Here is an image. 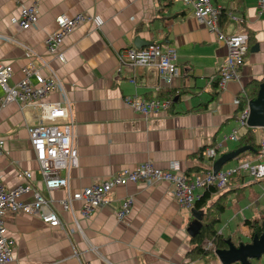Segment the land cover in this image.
<instances>
[{"label":"crops","instance_id":"0c3cea01","mask_svg":"<svg viewBox=\"0 0 264 264\" xmlns=\"http://www.w3.org/2000/svg\"><path fill=\"white\" fill-rule=\"evenodd\" d=\"M29 6L35 8L33 26L21 29L12 24L11 19ZM214 6L228 9L227 19L218 25L220 32H244L247 48L237 77L215 88L217 94L211 98L226 47L215 32L196 21L191 6L182 0H0V62L11 66L7 87L15 86L22 77L21 68L29 61L39 66L43 61L61 82L69 103L77 159L67 176L68 193L144 162L161 169L176 163L184 177L187 169L200 167L199 174L211 168L218 155L230 151L234 143L226 141L213 161L201 155L204 148L214 146L236 127L237 95L242 88L264 78V8L259 0H243L236 9L225 0ZM59 14L89 17L62 38L59 49L64 62L50 56L44 45L47 34L57 28ZM229 16L241 18L242 23ZM149 43L175 51L177 74L168 84L153 67L118 64V51ZM40 71L47 77L46 67L41 66ZM161 92L173 93L161 113L144 116L123 101L125 96L167 100L158 96ZM2 94L0 88V99ZM62 100L56 89L40 99L59 104ZM35 108L0 103V183L4 190L12 189L24 183L18 174L27 172L29 184L50 201L49 208L62 228L44 225L36 214L6 212L2 219L6 236L14 243L8 264H204L186 258L192 207L180 208L167 183L116 187L109 194V205L99 207L88 219L80 216L78 202L72 203L71 212L64 211L58 202L67 192L44 189L29 145L26 126L35 122ZM253 133L256 143L264 140L263 127L253 128ZM241 161L254 163L256 157L251 159L245 152L220 168ZM237 174L252 186L228 197L231 207L216 229H222L221 235L241 231L248 239L242 221L260 212L258 207L247 208L250 203L264 206V178L253 180L244 172ZM58 175L64 177L65 173ZM251 188L256 189L255 194ZM32 199L30 194L23 197L24 202ZM125 199L130 200L129 211L119 221L115 213ZM206 264L219 263L215 258Z\"/></svg>","mask_w":264,"mask_h":264},{"label":"built area","instance_id":"2783aa9c","mask_svg":"<svg viewBox=\"0 0 264 264\" xmlns=\"http://www.w3.org/2000/svg\"><path fill=\"white\" fill-rule=\"evenodd\" d=\"M192 8L193 17L197 22L204 24L207 29L217 35V39L224 43L226 55L217 70L215 77L216 88H222L226 82L237 77L238 70L243 62L246 52L247 36L244 32L235 34H222L217 24L218 10L211 0H182ZM260 8H264V0H259ZM81 14L68 17L59 14L55 18L56 30L47 34L44 45L48 54L60 62H64V56L59 49L62 38L70 32L79 22L88 20ZM229 19L242 23V19L236 16H229ZM36 21L35 8L29 6L20 10L17 18H12L11 23L21 29L33 26ZM31 56H36L32 53ZM176 54L174 49L165 48L162 50L157 44L149 43L143 48H124L117 53L118 64L139 65L142 67H153L161 79L168 84L171 78L177 74L175 64ZM42 67L48 69L47 77L40 71L41 66L35 61H29L21 68L22 77L15 86L7 87L11 74V66L0 62V88L3 91L0 103L15 102L20 108L33 107L36 109V120L29 122L26 126L29 145L33 151L34 158L38 164V172L41 176L43 187L46 191L64 190L66 198L59 201L64 211H72L73 202L80 204L79 213L84 219H88L99 207L109 205V194L116 188L128 183L138 184L144 187L154 183L164 182L171 186V197L182 209H190L194 201L199 197L197 190L204 189L210 185L216 189L225 188L228 178L240 172L253 179L264 178V140L257 143L261 152L256 157V162H238L227 168H220L212 174L211 168L206 172L194 173L184 177L179 173L176 163H171L166 169L153 166L151 162H144L132 169L123 168L108 179L92 184L80 191L68 193V173L76 165V150L73 145V124L70 116L69 103L63 94L61 82L43 61ZM33 79V82L30 80ZM59 90L63 100L59 102L40 101L51 90ZM123 101L135 111L147 116L164 112L169 106L168 100L156 97L147 100L135 97H124ZM249 113L247 104L240 109L235 117L236 127L232 128L222 140L214 146L204 148L201 151L202 157L213 161L217 151L224 142H234L239 134L238 130L247 126L246 119ZM2 140H0L1 150ZM64 172L65 176L58 175ZM198 174V175H197ZM21 183L12 189L4 190L0 183V264H8L11 253L14 249L13 241L6 236L3 223V216L6 212L14 214H36L41 223L49 227H60L62 223L56 214L49 208V202L45 199L40 190L33 188L27 178L28 173L23 171L18 174ZM263 195H264V189ZM30 194L31 202H24L23 197ZM130 200L125 199L118 211L115 213L117 220H122L129 211ZM220 229L217 234H221Z\"/></svg>","mask_w":264,"mask_h":264},{"label":"trees","instance_id":"16d2710c","mask_svg":"<svg viewBox=\"0 0 264 264\" xmlns=\"http://www.w3.org/2000/svg\"><path fill=\"white\" fill-rule=\"evenodd\" d=\"M213 3H217L220 0H211ZM226 2L232 4L233 8H238L242 6L243 0H225ZM214 4V5H215ZM217 8V7H216ZM217 24L220 26L222 22L227 19V7L226 8H217ZM231 10H233L231 8ZM264 85V78L259 80H252L245 87L242 88L240 93L237 95V112L242 109L246 102L252 99H255L258 95L259 90H261ZM216 88V82L213 83V90ZM217 94V91L212 92L211 98H214ZM159 97L167 99L170 101L173 98V93L165 94L163 92L159 93ZM236 117V116H235ZM233 146L230 151L237 148L243 147L244 150L237 156L235 159L241 157L242 153L246 152V155L253 159L258 153L261 152V147L258 143L255 142V136L253 133L252 127H244L242 131L238 134L236 140L233 142ZM201 156H199L200 158ZM200 167H191L187 169L185 177H188L191 173H198L201 171ZM257 183V182H256ZM252 186L251 184L244 183V176L240 174L231 175L226 183L224 189L219 190L216 187L210 185L205 190L202 191L201 195L194 201L190 217L188 219V226L196 224L197 230L191 238H189L190 249L186 254V258L190 261H200L204 264L208 263L211 260H215L214 252L217 250L226 249V240H229L233 245L239 243L246 244L247 242L233 243L231 235H218L216 226L222 222V217L225 212L231 207V202L228 199L230 195L239 193L242 190L247 189ZM240 195V194H239ZM212 197L214 200H211ZM241 197V196H240ZM239 197V198H240ZM236 200H239L238 197H235ZM253 200V199H252ZM255 206L260 209L258 214L263 216L264 219V206H259L253 202ZM195 216H197L195 218ZM242 225L247 227L250 240L253 236H259L261 233L262 223H258L256 219L245 218L242 221ZM249 243V242H248ZM207 245V246H206ZM250 264L252 260L249 261Z\"/></svg>","mask_w":264,"mask_h":264},{"label":"water","instance_id":"95a60500","mask_svg":"<svg viewBox=\"0 0 264 264\" xmlns=\"http://www.w3.org/2000/svg\"><path fill=\"white\" fill-rule=\"evenodd\" d=\"M247 106L249 109L246 119L247 126L264 128V90H259L255 99L247 101ZM243 150L244 148L240 147L218 155L211 165L212 174L218 172L223 164L236 158ZM196 230V224L190 225L186 229V234L191 238ZM225 243L226 249L214 252V256L219 264H250V260H258L264 254V219L260 235L253 236L249 243H239L236 246L229 240H226Z\"/></svg>","mask_w":264,"mask_h":264},{"label":"rangeland","instance_id":"374dc122","mask_svg":"<svg viewBox=\"0 0 264 264\" xmlns=\"http://www.w3.org/2000/svg\"><path fill=\"white\" fill-rule=\"evenodd\" d=\"M229 162V161H228ZM227 164V162L225 164H223V166H225ZM251 191H253V193L255 194L256 192V189L254 188H251ZM252 194V193H251ZM253 197V195L251 196ZM193 206V205H192ZM247 208H249L250 210H256L257 206H255L253 203H250ZM257 216V217H256ZM253 218H255L257 220V222L260 224L262 223V218L263 216L261 214H258V215H255ZM224 235V234H223ZM246 234H244L245 236ZM247 236H249V234H247ZM231 239H232V242L233 243H238V241L240 242H249L250 240L249 239H245L243 236H242V233L241 231L238 232L236 231L233 235H231ZM207 246V245H206ZM252 263L253 264H264V254H262L260 256V258L258 260H252Z\"/></svg>","mask_w":264,"mask_h":264}]
</instances>
